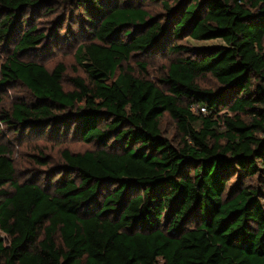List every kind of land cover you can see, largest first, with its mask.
<instances>
[{
    "label": "trees",
    "instance_id": "obj_1",
    "mask_svg": "<svg viewBox=\"0 0 264 264\" xmlns=\"http://www.w3.org/2000/svg\"><path fill=\"white\" fill-rule=\"evenodd\" d=\"M147 1L0 0V42L15 40L0 92L21 83L31 95L2 120L20 135L94 144L63 149L44 186L15 180L0 145V264H264V0L162 1L167 23ZM54 7L92 36L75 50L85 76L72 89L62 63L24 58L45 33L22 29V15ZM182 35L222 44H175ZM149 54L173 55L157 81L128 64ZM206 75L216 87L201 86ZM238 174L259 183L227 189Z\"/></svg>",
    "mask_w": 264,
    "mask_h": 264
},
{
    "label": "rangeland",
    "instance_id": "obj_2",
    "mask_svg": "<svg viewBox=\"0 0 264 264\" xmlns=\"http://www.w3.org/2000/svg\"><path fill=\"white\" fill-rule=\"evenodd\" d=\"M162 1H167L172 6L176 4L174 0H155L154 2L147 1L144 7L154 20L167 23L168 18L164 16L165 10L161 5ZM29 25H35L39 31L44 32L45 39L37 51L24 58L41 62L48 69L62 63L65 67L63 86L65 89H72L70 78L85 76L75 58V50L79 44L90 41L92 36L87 31L82 32L79 29L80 24L76 18L72 17V12L63 15L61 10L56 7L46 14L42 12L34 14L29 10L26 11L20 19L19 26L23 29ZM14 42L15 40L11 41L10 38L0 42V62L11 53ZM174 43L184 47H212L222 44V41L220 39L196 40L190 36L182 35ZM171 56L173 55H134L128 64L138 71V63H145L148 78L157 81L163 72L164 64ZM200 84L205 88L216 87L215 80L210 75H206L205 78L201 79ZM0 96L2 98L0 102V145L6 146L10 153V157L14 162L15 180L18 182L32 178L33 175L36 176L34 178L38 180V183L43 186L53 182L59 177L56 172L58 168L62 167L61 151L63 149L77 152L94 148L93 143L76 139L72 136V132H69L68 136L58 139L16 133L10 124L2 120L1 113L2 111H8L12 103L18 99L30 101V92L21 83H15L2 87ZM161 130L168 138L175 137L174 121L167 113H164L161 117ZM35 157H42L47 161V164L36 163ZM258 183L256 176L245 177L238 174L231 177L227 183V189L248 185L255 186Z\"/></svg>",
    "mask_w": 264,
    "mask_h": 264
},
{
    "label": "built area",
    "instance_id": "obj_3",
    "mask_svg": "<svg viewBox=\"0 0 264 264\" xmlns=\"http://www.w3.org/2000/svg\"><path fill=\"white\" fill-rule=\"evenodd\" d=\"M195 109H198L200 112H202V113H205L206 112V109H205V107H196Z\"/></svg>",
    "mask_w": 264,
    "mask_h": 264
}]
</instances>
